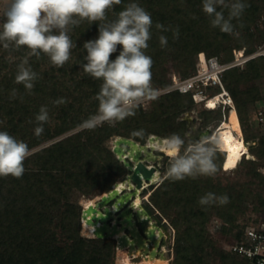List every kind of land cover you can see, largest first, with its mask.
Returning <instances> with one entry per match:
<instances>
[{"label":"trees","instance_id":"1","mask_svg":"<svg viewBox=\"0 0 264 264\" xmlns=\"http://www.w3.org/2000/svg\"><path fill=\"white\" fill-rule=\"evenodd\" d=\"M130 2L138 3L152 17V36L145 52L154 62L151 69L154 90L173 83L167 68L169 57L179 68L180 77L185 78L195 71L201 53L228 63L234 60L235 51L249 55L258 50V43H264V0H244L248 7L238 21H232L239 36L213 28L210 17L202 11L203 0H122L121 5L109 12V18ZM217 10L224 11L227 17L226 9ZM157 23L170 30H158ZM176 28L179 37L173 39L172 30ZM69 35L76 47L62 68L52 66L43 54L39 59L29 57V64L40 77L31 94L22 84L15 83L17 65L28 50L24 47L5 50L0 45V131L24 141L31 151L54 141L25 160L22 178L0 177V264H116L115 239L83 235L84 206L78 196L101 197L131 174L113 152L114 140L124 137L146 145L151 136L166 139L178 134L186 138L189 124L180 118L198 106L192 94L173 92L161 96L150 110L140 105L134 116L115 126L105 123L92 131L72 133L98 109L94 97L102 81L85 75L81 65L86 63L87 54L83 44L98 38L99 23L89 25L83 21L72 27ZM161 35L167 37L165 47L160 45ZM120 50L122 46L118 45L110 59L114 60ZM224 80L235 103L248 154L256 159L245 161L246 154L220 150L216 157L219 170L214 177L163 180L145 190L144 196L151 192L145 208L159 226L166 230L172 226L176 232L170 264H252L219 247L210 223L215 217L222 220L221 233L229 236L231 243H238L245 240V231L250 226L240 223L248 205L256 202L254 211L264 210V175L260 171V164L264 163V126L256 123L257 112L264 104L261 87L264 56L230 70ZM13 89L15 98L11 96ZM220 91L208 88L211 95ZM60 98L67 103L59 106L52 103ZM41 106H47L49 121L37 137L35 116ZM201 117L200 130L204 131L212 123L220 125L224 113L221 108H205ZM233 161L232 170L248 165L247 176L251 181L223 183L220 178L223 166ZM207 193L227 195L229 202L201 206L198 201ZM92 204L90 201L85 207ZM89 231L94 233L93 227Z\"/></svg>","mask_w":264,"mask_h":264},{"label":"clouds","instance_id":"2","mask_svg":"<svg viewBox=\"0 0 264 264\" xmlns=\"http://www.w3.org/2000/svg\"><path fill=\"white\" fill-rule=\"evenodd\" d=\"M121 3L122 0H3L0 6L3 18L0 45L5 50H19L21 47L28 50L17 65L15 83L22 84L29 94L34 82L40 78L29 64V57L39 59L43 54L52 66L62 68L76 47L69 35L70 29L83 21L89 25L99 23L98 38L83 44L87 53L84 57L86 63L81 65L83 73L102 83L94 97L98 101V109L79 125L82 130L92 131L105 123L115 126L134 116L144 101L156 98L151 72L154 62L145 52L152 36V17L138 3L130 2L109 18V12ZM218 7L228 11L227 17L224 11L217 10ZM247 7L244 0H203L202 3V11L210 17V25L235 36L239 33L232 21H238ZM155 27L162 31L170 30L160 23ZM172 31L173 39H178L179 29ZM159 42L162 47L167 46V37L161 35ZM118 45L122 50L112 60L110 57L117 52ZM11 96L16 97L15 89ZM52 103L59 106L67 101L60 98ZM35 121L34 134L39 137L44 132L43 125L49 121L47 106L40 107ZM163 144L169 162L162 181L214 177L219 170L216 163L221 150L218 134L195 141L187 134L186 138L172 134L164 139ZM30 155L31 150L24 141L17 140L7 131H0V177L22 178L24 162ZM217 202L224 205L229 198L207 193L198 201L201 206Z\"/></svg>","mask_w":264,"mask_h":264},{"label":"water","instance_id":"3","mask_svg":"<svg viewBox=\"0 0 264 264\" xmlns=\"http://www.w3.org/2000/svg\"><path fill=\"white\" fill-rule=\"evenodd\" d=\"M210 136L211 131L203 133V137ZM133 144L144 148V145L135 140L120 137L117 138L113 149L131 172L125 181H130L131 185L121 191L118 190L120 184H116L114 189L103 195L100 201L84 208L82 220H86L87 224L93 227L94 235L98 239H115L118 248L125 245L130 252L139 250L143 257L163 258L166 257L165 252L162 251L166 246V239L162 228L143 205L142 209L134 206L140 194L142 197L145 190H148L149 187L147 188L146 185L151 184L156 174L160 172L156 166L148 165L157 164L159 157L151 159L149 152L143 149L133 153L132 156ZM122 154L125 156L124 159L120 157ZM151 223L158 230L155 234L150 228ZM120 233L123 237H119ZM132 257L137 262L142 260L134 255Z\"/></svg>","mask_w":264,"mask_h":264},{"label":"rangeland","instance_id":"4","mask_svg":"<svg viewBox=\"0 0 264 264\" xmlns=\"http://www.w3.org/2000/svg\"><path fill=\"white\" fill-rule=\"evenodd\" d=\"M2 3H3V0H0V6H2ZM2 22H3V18H2V16H0V23H2ZM258 45H259V47H258V49H259L260 47L264 46V43L263 44H259L258 43ZM167 68L169 70V76L172 77V79H173L174 76H177V77L181 76V74L179 73V68L177 67L175 62L171 60L170 57H169V62H168ZM261 87H262V90L264 92V85H262ZM160 98L161 97H157L155 100L151 99L147 103H145L144 105L141 104V106H143L147 110H150L152 108V104L155 101H157L158 99H160ZM204 110H205V106L203 104H201V105L196 106L191 112L182 115V117L180 118L182 120H187V122L189 124V135L194 141H195V139L196 140L201 139L203 137V133H206L207 131H211V136H214V135L218 134V130H219V127L221 126V124L226 120V118L229 119L228 113H229L230 110L227 109L226 111H224L222 109L223 113H224V119H223V122L220 125H217L216 123H212L209 126L208 129H205L204 131L200 130V123L202 121L201 113ZM81 130L82 129L79 128V129L73 131L72 133H76V132H79ZM72 133H70V134H72ZM70 134H68V135H70ZM68 135H66L64 137H61V138H59L57 140L65 138ZM116 140H114L111 143L112 149H114V147H115ZM163 141H164L163 138H160L158 136H151L149 138V140L147 141V144L144 145V148H141L138 145V148L140 150L143 149V151L146 150L147 152H149L150 157L153 156V157H155L154 159H158V157H159V162L157 164H155V166L160 168V172L161 173L159 172L157 174L159 176H161V177H163V174H164L163 170L167 169V167H168L169 157L167 155V150L164 151V150L159 149V148L157 149V148L150 147V142H153V143L157 144V146H159V147H164V146H162V145H164ZM53 143H54V141H51L49 143L44 144L42 147H39L37 149L32 150L31 154L37 152L38 150H40V149H42V148H44L46 146L51 145ZM133 145H132V149L133 150L131 151L132 156L134 155L133 153H136L137 151H140L139 149H136L135 147H133ZM120 157L124 159L125 156L122 154ZM249 158H253V157L250 156V155L245 156V161H248ZM253 159H256V158H253ZM228 165H229V163H227L225 165V167L223 166L224 173L220 175V178H221V180L223 181V183L225 185L228 184V183H238V182L244 183V182L251 181V178L247 176V172H248V165L247 164H242V165L238 166L235 170H232V167L228 166ZM261 168H264V163L263 162L260 164V169ZM159 184L160 183L155 184V186H157ZM129 185H131L130 181H127V182H124V183H120V185L118 186V190L122 191V189H125ZM151 185H154V184L151 183ZM150 194H151V192H149L147 194L148 195V199L150 197ZM147 195H145V196H144V194L142 195V197H141L142 198L141 206L140 207H135V208L142 209V205L145 207V203H148L147 200H145L146 199L145 197ZM140 196H141V194H140ZM98 198H100V196L99 197H95L93 199H86L85 197L78 196V199L81 201V203L84 206V208H85V205L89 201H91V200H95L96 201V200H98ZM255 205H256V202H251V204L248 205L249 208L247 209V213L245 214L244 218L241 219L240 223H248L249 225H253V224L256 225V224H259L261 222H264V210L259 209L258 212H255L254 211ZM154 220H155V218H154ZM84 222H85V225H84V223L82 221V223H83V235L86 236V237H90L91 238V233L89 231L91 226H89L87 224L86 220H84ZM163 223H166V220H164ZM223 226H224V224H223L222 220H220V219L215 217V218L212 219V221L210 223V231H211L212 236L216 239L219 247H221L222 249L225 250L227 248V246L229 244H231V240L232 239L229 236H226V235L221 233V229H222ZM160 227L162 228V231L165 234L166 246H165V248H163L164 250H162V251L165 252L166 257H163V258H155V257L146 258V257H143V255L141 254V252L139 250H133L132 252H130L126 248L125 245H122V246H120L119 249L117 247V250H116V264H170L172 259H173V256H174L173 255L174 254L173 253V246H174V242H175V234H176V232H175V230L173 229L172 226H169L168 230H166L165 227L164 228L162 226H160ZM150 228H152V230L154 229L155 233H157L158 230L154 226L153 223H151ZM122 235L123 234L120 233L119 237H123ZM132 255H134L136 258H142V260L140 262H137V261L133 260ZM160 260H162V262Z\"/></svg>","mask_w":264,"mask_h":264},{"label":"built area","instance_id":"5","mask_svg":"<svg viewBox=\"0 0 264 264\" xmlns=\"http://www.w3.org/2000/svg\"><path fill=\"white\" fill-rule=\"evenodd\" d=\"M260 56H264V46L249 55L245 54L244 51H235L234 60L228 63H222L217 57L208 58L205 53H201L197 57L195 71L184 79L174 76L173 83L170 86L155 90L156 98L179 92L181 94H192L195 103L198 105L203 104L207 109H209L213 100L216 102L217 109L221 108L226 111L235 108L234 100L225 85V76L230 70L242 68L249 61ZM208 88H220L221 91L211 95L208 93ZM148 101H144L142 105ZM256 123L264 126V104L257 112ZM148 165L149 167L155 166L154 164ZM158 169L160 171V168ZM260 171L264 175V168H261ZM145 198L149 202L148 195ZM82 221L85 225L84 220ZM91 238H96L93 232ZM226 250L249 260L252 264H264V222L248 226L245 231V240L229 244Z\"/></svg>","mask_w":264,"mask_h":264},{"label":"bare ground","instance_id":"6","mask_svg":"<svg viewBox=\"0 0 264 264\" xmlns=\"http://www.w3.org/2000/svg\"><path fill=\"white\" fill-rule=\"evenodd\" d=\"M209 109L211 110L217 109L216 102L214 100L211 101ZM228 115H229V119L226 118V120L221 124L218 130V135L221 141V151L232 152V153L243 154V155L248 154L250 150H248L247 145L245 143L246 140H244V137H243V132L241 129V125L239 122L236 109L231 108ZM133 147H135L136 149H139L138 145L134 144ZM150 147L157 148V149L159 148L164 151L166 150L165 146L159 147L157 146V144L153 142H150ZM154 158L155 157L151 156V159H154ZM161 182H162V177L157 174V176L153 179L152 183L155 185ZM150 185L151 184H148L146 185V187L148 188L150 187ZM139 193H141V191ZM141 203H142V198L141 196H139L138 199L135 201L134 206L140 207ZM152 233L155 234L154 229L152 230ZM160 261L162 262V260Z\"/></svg>","mask_w":264,"mask_h":264},{"label":"crops","instance_id":"7","mask_svg":"<svg viewBox=\"0 0 264 264\" xmlns=\"http://www.w3.org/2000/svg\"><path fill=\"white\" fill-rule=\"evenodd\" d=\"M160 173H161V172H160ZM156 176H157V174H156ZM156 176H155V177H156ZM155 177H154V178H155ZM101 198H102V197L98 198V200H96V201H95V200H91V201L94 202V203H97L98 201H100ZM89 202H90V201H89Z\"/></svg>","mask_w":264,"mask_h":264},{"label":"snow or ice","instance_id":"8","mask_svg":"<svg viewBox=\"0 0 264 264\" xmlns=\"http://www.w3.org/2000/svg\"><path fill=\"white\" fill-rule=\"evenodd\" d=\"M238 158V157H237ZM228 166H231V167H234L235 166V161H233L230 165Z\"/></svg>","mask_w":264,"mask_h":264}]
</instances>
